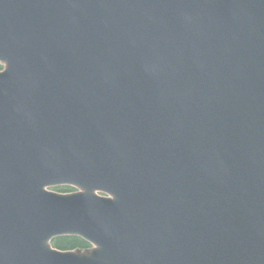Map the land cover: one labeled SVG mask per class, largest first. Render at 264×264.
Masks as SVG:
<instances>
[{"label": "water", "instance_id": "95a60500", "mask_svg": "<svg viewBox=\"0 0 264 264\" xmlns=\"http://www.w3.org/2000/svg\"><path fill=\"white\" fill-rule=\"evenodd\" d=\"M0 61V264H264V0H0Z\"/></svg>", "mask_w": 264, "mask_h": 264}, {"label": "trees", "instance_id": "16d2710c", "mask_svg": "<svg viewBox=\"0 0 264 264\" xmlns=\"http://www.w3.org/2000/svg\"><path fill=\"white\" fill-rule=\"evenodd\" d=\"M2 64L0 63V69ZM55 244L63 249L87 248L89 243L77 236H63L55 240Z\"/></svg>", "mask_w": 264, "mask_h": 264}]
</instances>
